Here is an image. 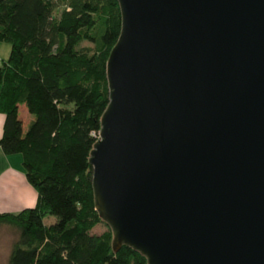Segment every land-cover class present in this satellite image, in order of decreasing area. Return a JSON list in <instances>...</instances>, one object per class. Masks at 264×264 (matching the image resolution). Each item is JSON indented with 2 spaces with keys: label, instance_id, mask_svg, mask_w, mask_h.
Masks as SVG:
<instances>
[{
  "label": "water",
  "instance_id": "water-1",
  "mask_svg": "<svg viewBox=\"0 0 264 264\" xmlns=\"http://www.w3.org/2000/svg\"><path fill=\"white\" fill-rule=\"evenodd\" d=\"M91 151L113 248L264 264V0H118Z\"/></svg>",
  "mask_w": 264,
  "mask_h": 264
},
{
  "label": "trees",
  "instance_id": "trees-1",
  "mask_svg": "<svg viewBox=\"0 0 264 264\" xmlns=\"http://www.w3.org/2000/svg\"><path fill=\"white\" fill-rule=\"evenodd\" d=\"M59 5L64 8L56 15ZM122 26L118 0H0V146L21 154L36 206L0 213L19 238L9 264H148L130 246L114 251L95 206L91 151L109 104L107 62ZM25 104L32 120L20 118ZM47 216L56 217L52 224ZM108 225V224H107Z\"/></svg>",
  "mask_w": 264,
  "mask_h": 264
},
{
  "label": "crops",
  "instance_id": "crops-1",
  "mask_svg": "<svg viewBox=\"0 0 264 264\" xmlns=\"http://www.w3.org/2000/svg\"><path fill=\"white\" fill-rule=\"evenodd\" d=\"M25 105V104H24ZM21 111L27 116V127L32 120L26 109L19 106L20 118ZM6 116L0 113V140L4 133ZM38 193L28 182L23 167L21 154L6 155L0 146V213L19 212L26 208L36 206Z\"/></svg>",
  "mask_w": 264,
  "mask_h": 264
},
{
  "label": "rangeland",
  "instance_id": "rangeland-1",
  "mask_svg": "<svg viewBox=\"0 0 264 264\" xmlns=\"http://www.w3.org/2000/svg\"><path fill=\"white\" fill-rule=\"evenodd\" d=\"M64 6L59 5L56 9V15H60ZM11 51V44L9 42H1L0 41V57L3 60H8ZM27 111V113L32 116L26 105L21 104ZM21 117L24 120L25 125H27V116L24 115L23 111H21ZM56 221V217L47 216L45 218V223L52 224ZM109 225L105 223L98 224L93 230L94 234H101L108 229ZM19 238V232L16 228L8 226V225H0V264H9V256L12 251L14 243Z\"/></svg>",
  "mask_w": 264,
  "mask_h": 264
},
{
  "label": "built area",
  "instance_id": "built-area-1",
  "mask_svg": "<svg viewBox=\"0 0 264 264\" xmlns=\"http://www.w3.org/2000/svg\"><path fill=\"white\" fill-rule=\"evenodd\" d=\"M3 63V59L0 57V65Z\"/></svg>",
  "mask_w": 264,
  "mask_h": 264
}]
</instances>
